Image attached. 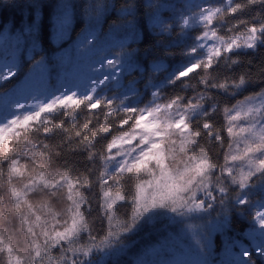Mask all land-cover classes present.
Returning <instances> with one entry per match:
<instances>
[{
  "label": "snow or ice",
  "instance_id": "1",
  "mask_svg": "<svg viewBox=\"0 0 264 264\" xmlns=\"http://www.w3.org/2000/svg\"><path fill=\"white\" fill-rule=\"evenodd\" d=\"M46 3L52 5L48 20L49 43H42ZM255 4L264 6V0H230L226 7L198 3L180 6L179 16L185 23L192 19L204 26L198 39L206 42V53L175 77H188L195 70L205 73L199 80L204 91L195 97L185 100L178 94L163 107L122 108L124 115L117 124L110 119L119 111L114 109V101L94 98L93 87L85 95H77L76 91L57 95L37 110L27 111L0 125V176L4 175L5 166L7 168V182L3 187L7 203L0 197V254L7 255V264H44L46 259L48 264H85L84 258L94 249L117 243L119 255L127 258V264H264V184H260L264 181V87L245 96L243 101L224 107L219 128L208 118L216 115L219 102L210 103L199 119H190L206 102L216 101L213 89L232 95L253 82L249 74L225 75L220 81L212 73L217 71L221 58L228 57L229 53L240 49L255 51L264 46V17L254 22L261 15L259 12L250 18L236 19L224 30L225 35L219 34L222 15L226 19ZM78 6L84 24L73 35ZM176 12L167 0H79V5L76 0H0L3 21L0 23V52L5 54L0 59V87L9 80L15 82L11 88L0 92V97L11 95L8 105L20 107L18 98L45 88L54 75L59 81H67L68 72L79 67L85 58L89 86L105 83L110 79L104 72L105 66L115 71L114 66L119 63L116 56L125 51V46L134 38H140L138 18L143 17L149 27L159 28L163 33L173 28ZM185 12H190V17L184 15ZM109 13L115 16L109 24V36L112 44L119 46L111 58L93 46L96 30ZM124 26L130 30L129 36L117 39L115 34ZM230 33L237 34L228 35ZM259 83L264 85V61ZM64 86L69 85L64 83ZM82 105L93 114L94 110H101L102 121L89 120L77 125L75 112ZM57 110H63V115L70 118L72 128L66 129L63 121L56 124L41 115ZM30 123L34 131L38 129L42 134L62 129L68 144L72 143L69 134L72 133L77 147L86 148L90 158L98 155L104 170L97 172L95 182L79 175L73 178L71 172L48 171L55 168L53 154L49 145L40 141L33 144L27 139ZM103 134L110 136L101 151L93 153L96 138ZM226 138H230L231 143L229 151L223 153L222 163L219 154L213 159L209 155L211 149L205 151L201 145L204 140L223 146ZM20 160L27 163L20 164ZM114 160L118 161L117 166L109 172L108 164ZM20 178L27 180L22 187L16 183ZM128 178L133 180L131 192L125 189L124 181ZM94 183L102 193L101 210L108 221L106 235L99 243L86 221L91 203L84 193ZM250 184L260 186L255 197L242 193ZM30 194L48 197L53 203L64 200L67 206L61 212H54L44 204L48 212L42 220L43 207L30 202ZM129 197H132L130 220L119 224L114 231L113 213L118 211L115 206L118 201L128 202ZM157 208L181 214L204 212L206 219L192 231L187 243L183 234H173L167 231L168 225H164L162 232L166 234L153 245L129 255L136 241L125 242L122 234L136 230L141 218ZM234 213L242 217L243 227L233 222ZM17 221L20 227L16 234L24 237L22 249L14 246L11 238H5L12 233L10 226L14 227ZM85 232L87 243L78 244ZM215 234L222 237L221 247L214 244ZM54 251L57 255H53Z\"/></svg>",
  "mask_w": 264,
  "mask_h": 264
},
{
  "label": "trees",
  "instance_id": "2",
  "mask_svg": "<svg viewBox=\"0 0 264 264\" xmlns=\"http://www.w3.org/2000/svg\"><path fill=\"white\" fill-rule=\"evenodd\" d=\"M121 2H123V0H121ZM167 2L174 6L177 11L173 28L161 33L159 28L149 27L147 21L143 17H139L138 26L140 38L138 40L134 38L125 46L126 50L120 52V54L116 56V59L119 61V63L114 66L115 73H118L117 79L107 81L101 87H95V92L93 93L94 98L104 97L114 101L113 107L119 111H115L110 119L117 124L119 122V117L124 115L122 108L136 107L147 109L157 105L163 107L164 104L168 103L171 98H174L178 94L184 96L186 100L187 97H195L197 94L204 91L199 80L205 77L206 74L200 70H195L193 73L189 74L188 77L175 79L179 72L183 71L192 63L202 59L206 53V50L201 45L200 39H198V36L202 35L204 28L203 24L192 19H189L188 22L185 23L179 16L180 11H182L180 10V6L189 3H198L204 6L212 4L226 7L230 0H167ZM237 2H243V0H237ZM76 3L79 5V0H76ZM43 12L44 20L42 21L41 27V39L42 43H49L47 35L48 28L50 27L48 20L52 12L51 3L45 4ZM257 12L261 15L257 17V20L254 22H259V19L264 17V6L261 4L251 5L243 11L238 12L235 16H230L226 19L222 15L221 22L218 25L221 30L219 34L225 35L226 33L224 30L227 29L229 24H234L236 19L241 17L250 18ZM184 15L190 17V12H185ZM76 16L78 19L73 25V35L75 32L79 31L84 24L79 6L76 9ZM112 19H115V16L109 13L98 26V30H96L97 26L95 24L92 25V28L96 30V36L93 38V46L104 56L109 58L115 55L119 47L112 44L109 36V24ZM2 22V18H0V23ZM240 31H243V28H240ZM129 34L130 30L124 26L121 31L115 35L117 39H125ZM234 34L237 33H230L228 35ZM133 49H135V51H132ZM192 49H195V51H192ZM4 55V53L0 52V59H2ZM233 61L237 63L233 64ZM262 61H264V46H261L260 49L255 51L249 49L235 50L229 53L228 57H222L221 63L216 65L217 71L212 73L213 76L222 81L225 75L229 77H238L241 74H249L253 82L243 86L232 95L221 90L213 89L212 91L215 92L216 101L206 102L202 109H197L192 113L190 119L193 121L199 119V115L202 114V111L208 109L210 103L219 102L220 109L216 115L208 117L212 119L216 123L217 128H219L223 121L224 107H231L237 100L243 101L245 96L257 93L260 91L261 87H264V85H260L259 83ZM87 63L88 60L85 58L79 67L72 68L68 72L67 81H59L54 75L45 88L18 98V103L21 105L20 107L8 105L12 99L11 95L8 97H0V119L8 121L18 115L22 116L26 112V107H29L27 106L28 103L39 105L44 99L50 100L56 95L63 94L66 88L64 83L68 82L70 74L79 69H87ZM228 66H231V68H228ZM96 67L99 68L100 65L97 64ZM111 71L113 70L105 66V73L111 74ZM92 75L98 76L99 74L92 73ZM14 83L13 80H9L8 83L3 84V87H0V92L11 88ZM91 88L92 86L90 87L85 81L80 84L76 93L77 95H85ZM38 108L39 107L29 111H35ZM94 111L95 114L90 112L83 105L76 109L75 115L77 125H82V123L89 120L96 121L100 119L102 121L103 116L100 113L101 110L98 109ZM209 111H211V109H209ZM41 115L45 120L52 121L56 124H60L63 121L66 129L73 127L69 120L70 118L63 115V110H57L48 115L42 113ZM127 127L128 126H125V130H127ZM28 128L29 134L27 139L31 140L33 144L40 141L43 144L49 145V150L53 154L55 168H49L47 169L48 171L57 170L66 173L71 172L73 178L79 175L83 179H90L95 182L97 172H102L104 170L102 159L98 155L95 156V158H90L89 151L86 148L77 147L76 139L72 133H69L72 135V143L68 144V138L65 136V132L62 129H56L49 134H42L38 129L34 131L31 123ZM109 136L110 134L98 136L94 142L95 148L91 151L93 153H99ZM229 143H231L230 138H226L223 146L211 142L206 143V141L201 140V145L204 146L205 151L211 149L209 155L213 159H216L219 154L218 158L221 163L223 162V153L229 151ZM56 153H59V155L57 156ZM19 163L26 164L27 162L20 160ZM117 163V160L111 161L108 164V171H114ZM20 180H22V178ZM6 182L7 168L5 166L4 175L0 176V197H4L5 203H7V197L3 192V187ZM17 184L22 187L21 184ZM124 184L126 191L131 192L133 185L132 178L125 180ZM260 184H264V181H261ZM259 191V185L250 184L247 188L242 190V193L247 192L251 197H255ZM84 195L91 203V208L86 213V221L89 223L90 230L98 237L97 243H99V239H102L106 235L108 221L105 213L101 210L100 198L102 197V193L98 188V184L94 183L91 187L86 188ZM33 197L34 196H31L30 202L37 200ZM131 199L132 197H129L128 202H117L115 209H118V211L114 210L112 220L114 231L117 230L119 224H122L125 220H130L131 207L129 205L131 204ZM40 201L41 203H36L38 207H43L44 204H47L54 212H61L67 206L64 200L53 203L48 197H42ZM43 211L45 215L41 217L42 220L47 216L48 208L43 207ZM178 212L173 213L167 208L153 209L141 218L136 230L131 233L122 234L125 238V242L136 241V245L131 249L129 255H132V252L145 246L153 245L162 234H166L162 232L164 225H168L167 231L173 234H183L185 237L184 242L187 243L188 239L191 237L192 231L206 219V213L198 212L200 214L192 215L191 213L187 214L183 212L178 215ZM232 220L237 226H244L243 219L239 213H234ZM51 226L52 223L49 224V227ZM10 227H12V233L6 235L5 238H11L14 242V246L22 249L24 247V237L16 234L20 227L19 221L15 223L14 227ZM38 230L39 229H37V231ZM82 235L84 237L78 244L87 243V233L85 232ZM213 241L218 247L222 246V237L219 234L214 235ZM119 247L120 245L117 243L112 247L106 246L101 250L94 249L88 257L84 258L85 264H127V258L119 255ZM106 254L108 258L105 257ZM53 255H57V252L54 251ZM0 264H7L6 254H0ZM44 264H48L47 259L44 261ZM61 264H66V262H61Z\"/></svg>",
  "mask_w": 264,
  "mask_h": 264
},
{
  "label": "rangeland",
  "instance_id": "3",
  "mask_svg": "<svg viewBox=\"0 0 264 264\" xmlns=\"http://www.w3.org/2000/svg\"><path fill=\"white\" fill-rule=\"evenodd\" d=\"M200 41H201V45H202V47L206 50V42L203 41V40H200ZM185 69H186V68H185ZM185 69H184V70H185ZM86 74H87V69H84V70L79 69V70H76L75 72L71 73V74H70V78H69V80H68V82H67V84H68L69 86L65 88V91H64L63 94H61V95H64V94H66V93H68V92H71V91H77V87L72 86L73 84H78V85H80L81 83H83V82L86 81V82L88 83V85H89V82H88V80L86 79ZM117 75H118V73H115V71H111V74H108V76L110 77V79H109L108 81L117 79V78H116ZM105 83H106V82H105ZM105 83H99V84H97V85H90V87H91V86H92V88H93V87H94V88H95V87H101V86H103ZM56 96H57V95H56ZM50 100H51V99H50ZM50 100L44 99V100H42V101L39 103V105H35V104L28 103L27 106H29V107H26V112L29 111V110L35 109V108L39 107L40 105H42L43 103H47V102H49ZM257 103H258V102H257ZM165 115H166V113H165ZM162 118H163V116H162ZM10 120H11V119H10ZM10 120L7 121V120H4V119H2V120L0 119V125H3V124L8 123ZM173 139H175V137H173ZM20 179H21V178H20ZM17 183L23 185V183H27V180H26L25 178H22V180H18ZM247 187H248V186H247ZM247 187H246V188H247ZM33 198H35V199H37V200H36V201H32V203H34V204H36V203H41L40 198H42V197L34 196ZM185 213H187V214L191 213L192 215L200 214V213H198V211H190V212H189V211H185ZM177 214L180 215L181 212H178ZM105 257L108 258L107 254H106Z\"/></svg>",
  "mask_w": 264,
  "mask_h": 264
}]
</instances>
